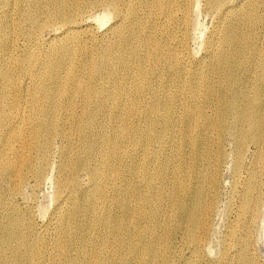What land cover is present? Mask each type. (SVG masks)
Masks as SVG:
<instances>
[{
  "label": "bare ground",
  "instance_id": "bare-ground-1",
  "mask_svg": "<svg viewBox=\"0 0 264 264\" xmlns=\"http://www.w3.org/2000/svg\"><path fill=\"white\" fill-rule=\"evenodd\" d=\"M263 184L264 0H0V264H256Z\"/></svg>",
  "mask_w": 264,
  "mask_h": 264
},
{
  "label": "rangeland",
  "instance_id": "rangeland-1",
  "mask_svg": "<svg viewBox=\"0 0 264 264\" xmlns=\"http://www.w3.org/2000/svg\"><path fill=\"white\" fill-rule=\"evenodd\" d=\"M103 13H104V11L102 9L96 8V10H94V14L92 15V19L89 20V22L91 23V26L93 27V30H96L97 33H100V31L105 27L103 25H106L103 22L106 21L107 17H106V14L104 13L105 14L104 15ZM205 13L206 12H204V11L199 12V15L197 18L198 19V25H197L196 30H194V32L198 36V40L199 39L204 40L205 37L207 36L210 28H212V25H211L213 23L212 17L207 13H206L207 14L206 15ZM96 14L98 16H96ZM101 14H103L104 17H106V18H104L102 15V20H101L100 19ZM103 18H104V20H103ZM100 20L103 22H100ZM102 26H103V28H102ZM49 34H52V33H47L46 36H48ZM192 46H197V45H196V43L193 42ZM218 178H219V182L221 184V191H222V193H221L222 201L218 207L219 214L221 213V215H214L213 217H211V222H213V224H214V229L213 228L211 229V235L213 233L214 234L212 236L210 235L211 236V238H210L211 252L210 251L203 252L205 258H207V259H211L213 257H216L219 253V249H220L219 245L220 244H218V241H217L218 236L221 239L230 238V240L232 241L231 242V245H232L231 250H234V249H237V246H234V240H236L238 238V236L240 235V232L238 231L237 228H238V223H239L241 217L236 216V214H235L236 210L233 211L232 209H229V204L227 205V202L231 198V195H232V185H233L234 180H235V177L233 175V168H232V165L230 163H225L224 165H222V167L220 168V171L218 173ZM45 182L42 184L41 188L39 189V191L37 193L39 205H40V203L42 204V202L44 204H46V202H47L49 205V202H48L49 198L47 200L46 197H49V195L52 191V186L49 183V181H45ZM49 187H51V188H49ZM261 195H262V199H263V204L261 207L262 211H261L260 217H257L255 219V220L259 219V224H258L259 228H257V230L253 229L249 233H245V236H248L249 241L251 240L250 248L253 251L254 256L257 259L256 264H264V184L262 186ZM44 197L46 198L47 201L44 200ZM48 205H47V207H48ZM226 206H227V209H226ZM228 209L230 210V212L228 214H226V211ZM165 211L167 213V207H165ZM247 217H249V216H247ZM218 218L220 219V222H219L220 224H218ZM37 222L38 223L42 222L40 217L37 219ZM227 225H228V227H226ZM255 226H256V224H254V227ZM196 232L200 233L201 228H197ZM87 234H89V236L92 237V234H90V233H87ZM215 235L217 236V238H215ZM72 253H73V255L78 256L80 259L87 258L88 255L90 254L88 249L87 250H82V249L81 250H75V249H73ZM109 264H111V263H109ZM199 264H206V263L201 261ZM235 264H238V263H235ZM247 264H252V261L249 259Z\"/></svg>",
  "mask_w": 264,
  "mask_h": 264
}]
</instances>
